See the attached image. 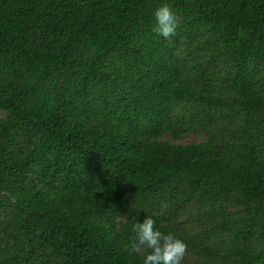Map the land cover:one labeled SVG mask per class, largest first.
Wrapping results in <instances>:
<instances>
[{"label":"trees","instance_id":"16d2710c","mask_svg":"<svg viewBox=\"0 0 264 264\" xmlns=\"http://www.w3.org/2000/svg\"><path fill=\"white\" fill-rule=\"evenodd\" d=\"M148 216L264 264V0H0V264H142Z\"/></svg>","mask_w":264,"mask_h":264},{"label":"clouds","instance_id":"9594fccd","mask_svg":"<svg viewBox=\"0 0 264 264\" xmlns=\"http://www.w3.org/2000/svg\"><path fill=\"white\" fill-rule=\"evenodd\" d=\"M157 31L166 39L176 35L178 22L168 4L155 10ZM131 250L143 257L142 264H182L187 244L174 234H164L156 228V221L148 216L132 226Z\"/></svg>","mask_w":264,"mask_h":264},{"label":"rangeland","instance_id":"374dc122","mask_svg":"<svg viewBox=\"0 0 264 264\" xmlns=\"http://www.w3.org/2000/svg\"><path fill=\"white\" fill-rule=\"evenodd\" d=\"M203 136L204 135L198 134L196 132L186 133L180 138L179 142H183V143L199 142L203 138Z\"/></svg>","mask_w":264,"mask_h":264}]
</instances>
